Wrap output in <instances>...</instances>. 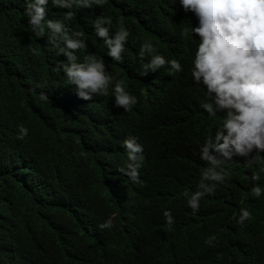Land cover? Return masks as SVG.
I'll use <instances>...</instances> for the list:
<instances>
[{
	"label": "clouds",
	"instance_id": "clouds-1",
	"mask_svg": "<svg viewBox=\"0 0 264 264\" xmlns=\"http://www.w3.org/2000/svg\"><path fill=\"white\" fill-rule=\"evenodd\" d=\"M127 1L130 4L132 0ZM143 1L138 0L134 17L127 20L129 26L134 23V29ZM152 1L156 8H169L171 15L157 16L152 23L140 24L137 31L124 24L113 25L109 16L82 15L101 50L86 53L83 32L73 31L65 21L75 17L73 9L93 10V6H103L109 0H51L54 6L68 9L58 19H49L46 14L49 0H23L22 15L34 36L50 33V43L67 56L66 63L54 68H62L64 73L56 83L58 107L68 114L66 125L73 129L77 140L55 131L42 157L26 151L0 159V183L4 182L2 187L6 188L2 199L15 200L25 191L29 202L42 204L48 212L77 187H94L106 176L112 156L123 161L118 169L122 176L138 183L146 148L165 139L164 130L174 129L159 123L161 108L181 113L185 110L197 118L201 113L220 116L214 133L210 132L199 145L207 168L201 174L198 190L185 192L192 209L199 210L201 199L214 195L218 185L225 183L228 165H235L233 157H242L246 169L264 161V0ZM121 4L124 0L114 1L122 18ZM190 12L198 23L194 25L190 19L191 28L185 29L184 35L190 32L195 39L180 36ZM186 77L194 83L188 91L184 88ZM41 96L47 99L44 93ZM111 110L134 114L143 132L108 140L105 135ZM28 132L27 127L19 126V138ZM43 160L54 167L66 164L68 168L48 169L42 166ZM155 165L158 169V158ZM261 172L264 168L249 179L260 181ZM251 191L260 197L264 187L255 185ZM163 215L171 228L175 222L171 210L166 209ZM250 216L247 209H241V220ZM113 223L109 217L99 227L111 229ZM215 240L214 235L209 236L205 243L212 245ZM241 264H264V242L254 250L243 251Z\"/></svg>",
	"mask_w": 264,
	"mask_h": 264
},
{
	"label": "trees",
	"instance_id": "trees-1",
	"mask_svg": "<svg viewBox=\"0 0 264 264\" xmlns=\"http://www.w3.org/2000/svg\"><path fill=\"white\" fill-rule=\"evenodd\" d=\"M114 1L93 6V10L73 9L75 17L65 21L73 31L83 32L86 53L101 50L82 15L109 16L113 25L124 24L135 31L157 16L171 15L169 8H156L152 0H144L134 29V23L129 26L127 20L134 17L138 0L130 4L124 0L122 18ZM24 7L23 0H0V159L26 151L42 157L55 131L77 140L73 129L66 125L68 114L58 107L56 83L64 73L62 68H54L66 63L67 56L50 43V33L34 36L22 15ZM67 11L49 0L46 14L49 19H58ZM189 16L180 36L195 39L190 32L184 35V30L191 28L190 19L194 25L198 23L193 13ZM33 48L37 53L31 51ZM193 86L191 78L186 77L185 91ZM165 98L171 101L169 94ZM109 114L108 140L143 132L134 114L115 110ZM219 122L220 116L201 113L197 118L185 110L181 113L161 108L159 123L174 129L164 130L165 139L146 148L138 183L122 176L118 169L124 163L112 156L106 176L94 187H77L48 212L42 204L29 202L25 191L15 200L2 199L6 188L1 182L0 264H241L243 251L254 250L264 242V193L255 197L251 191L255 185L264 187V172L260 181L249 179L264 168V161L246 169L242 157H233L235 165H228L225 183L218 185L214 195L201 199L199 210L192 209L185 196V192L198 190L201 174L207 168L199 145L210 132L214 133ZM20 125L29 129L23 139L19 138ZM41 163L53 170L68 168L66 164L54 167L44 160ZM166 209L171 210L175 221L171 228L163 215ZM241 209H247L250 218L241 220ZM109 217L113 218V227L101 229L99 225ZM213 235V244H206L205 240Z\"/></svg>",
	"mask_w": 264,
	"mask_h": 264
}]
</instances>
